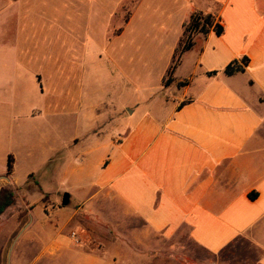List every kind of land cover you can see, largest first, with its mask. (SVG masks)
I'll return each mask as SVG.
<instances>
[{
  "label": "crops",
  "instance_id": "crops-1",
  "mask_svg": "<svg viewBox=\"0 0 264 264\" xmlns=\"http://www.w3.org/2000/svg\"><path fill=\"white\" fill-rule=\"evenodd\" d=\"M123 2L115 3L111 18L118 17ZM92 4L0 0V50L8 47L14 56L13 80L21 89L10 97V81L0 79L1 106L23 107L31 85L34 96L44 99L50 82L54 85L53 73H69L66 84L91 101L83 89L90 77L89 26L75 18L89 19L81 8ZM193 12L215 16L223 32L195 35L173 83L164 88L182 25ZM138 19L173 36L164 48L168 59L158 91L123 112L100 110L93 137L108 135L109 140L92 148L104 150L93 164L94 177L77 190L52 192L35 179L34 207L21 224L5 233L1 216L0 264L12 263L16 237L23 238L16 254L34 255L28 264H141L140 258L155 257L161 242L183 231L217 259L213 264H264V0H137L116 37ZM103 53L104 64L119 71L107 47ZM242 57L248 59L245 71L226 76L224 69ZM42 60L50 74L27 66ZM22 62L27 68L20 72ZM74 78L77 84L70 83ZM178 82L186 86L177 88ZM53 85L52 103H69L67 92L57 94ZM31 107L16 116L31 119L42 113ZM92 128L90 121L88 132ZM79 141L74 137L72 143Z\"/></svg>",
  "mask_w": 264,
  "mask_h": 264
},
{
  "label": "rangeland",
  "instance_id": "rangeland-1",
  "mask_svg": "<svg viewBox=\"0 0 264 264\" xmlns=\"http://www.w3.org/2000/svg\"><path fill=\"white\" fill-rule=\"evenodd\" d=\"M117 1L93 0L92 6L86 9L81 8L89 19L81 15L75 18V22L82 27L89 26L90 77L87 78L86 88L83 89L84 96H89L91 101L84 99L81 93V96L77 95L79 89L73 86L71 88L68 86L69 83L66 84L69 81V73L61 76L53 73L54 85L50 82L44 99L39 100L34 96L35 89L31 85L28 87L31 96L23 107L12 104L0 105V189L10 188L15 194V204L3 215L5 227L2 229L3 231L5 229V233H8L10 228L12 230L15 225L21 224L27 210L34 207L33 197L37 193L36 180L42 179L40 184L48 192L69 189L74 191L83 182L96 175L93 164L101 157L104 150L97 151L92 148L105 145L109 140L108 135H101L100 138L93 137L96 130L94 120L100 118L103 112L100 110H104L107 106L108 111L111 107L115 113L123 112L132 103L141 102L149 92H157L159 89L160 79L165 72L164 68L168 59L164 48L173 36L166 31L163 32L159 26L156 27L138 19L121 37H116L125 28L137 4V0H125L119 6L118 17L114 19L109 16V12ZM106 35H109L107 41ZM106 47L107 55L113 54L110 57L119 65V71L113 70L110 62L108 66L104 64L103 52ZM7 48L1 47L0 50V79L5 80V77L10 81V97H12L14 94L20 95L21 89L13 80L16 75L14 56L7 52ZM101 52L102 61L99 59ZM27 54L30 53L27 51ZM44 62L46 63L42 60L32 67L27 66L29 69L38 68L42 69L44 74H50ZM27 66L24 62L20 63L22 70L20 72H23ZM184 70L187 72V66ZM75 78L71 80V84H77L78 80ZM52 85L55 86L57 94L67 92V96H70L69 103H52L51 91L54 88L50 87ZM31 106L36 110L41 109L42 113L33 118L30 117L31 119L16 116L17 113H25L32 108ZM140 107L143 108V106ZM90 121L93 123V128L88 132ZM97 124L100 123L97 122ZM74 137H79V145H73ZM9 154L14 157L15 164L13 162L12 173L7 176L5 172ZM25 179L22 185H15ZM38 211L39 209L35 210V217ZM22 241L23 238L16 237L12 244L11 264H28L32 261L34 255L22 257L16 254ZM85 241H90L93 246L95 243L97 246L90 236H86ZM156 252L155 257L147 255L140 258L141 264H213L217 260L195 245L188 238L186 231L171 241L161 242V248Z\"/></svg>",
  "mask_w": 264,
  "mask_h": 264
},
{
  "label": "trees",
  "instance_id": "trees-1",
  "mask_svg": "<svg viewBox=\"0 0 264 264\" xmlns=\"http://www.w3.org/2000/svg\"><path fill=\"white\" fill-rule=\"evenodd\" d=\"M214 31L215 35L220 36L223 32L222 26L219 24L218 19L210 14H204L202 12H193L188 21L182 25V37L174 50L173 61L171 66L166 72V79L163 80V87L167 88L173 83V73L180 62V58L183 53L189 51L193 46V37L195 35L206 36L210 31ZM248 66V59L242 57L239 60L231 62L225 69L224 74L226 76H232L235 74L243 73L245 68ZM211 73L209 75H214ZM186 86V82H178L177 88ZM13 170V159L8 156L6 162L5 174L9 176ZM251 199H255V196H250ZM15 204V194L10 188L0 189V218L4 212Z\"/></svg>",
  "mask_w": 264,
  "mask_h": 264
},
{
  "label": "water",
  "instance_id": "water-1",
  "mask_svg": "<svg viewBox=\"0 0 264 264\" xmlns=\"http://www.w3.org/2000/svg\"><path fill=\"white\" fill-rule=\"evenodd\" d=\"M63 205H65L66 204V200L64 199V201H63V203H62Z\"/></svg>",
  "mask_w": 264,
  "mask_h": 264
}]
</instances>
